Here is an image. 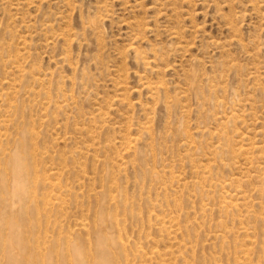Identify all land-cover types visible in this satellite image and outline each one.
I'll use <instances>...</instances> for the list:
<instances>
[{
	"label": "rangeland",
	"instance_id": "374dc122",
	"mask_svg": "<svg viewBox=\"0 0 264 264\" xmlns=\"http://www.w3.org/2000/svg\"><path fill=\"white\" fill-rule=\"evenodd\" d=\"M101 234L114 264H264V0H0V264Z\"/></svg>",
	"mask_w": 264,
	"mask_h": 264
},
{
	"label": "bare ground",
	"instance_id": "6f19581e",
	"mask_svg": "<svg viewBox=\"0 0 264 264\" xmlns=\"http://www.w3.org/2000/svg\"><path fill=\"white\" fill-rule=\"evenodd\" d=\"M238 196H241V195H238ZM243 197H244V195H243ZM241 200H244V199H241ZM103 234H105V233H103ZM109 240H110V234H107V235H102L101 234L99 236V239H98V242H97V246H96V249H95V251L98 253V258L99 259H96V261H79L78 260L79 262L78 263H74V264H114L113 261H109V257H108L109 256V253H108V249L109 248L107 249V244H108ZM17 243H18V241H17ZM108 246H109V244H108ZM243 255H244V253H243ZM9 257H10V259H12L11 258L12 256H11L10 253H9ZM117 263H118V261H117ZM43 264H46V262L44 261ZM47 264H50V263H47ZM59 264H70V263L64 261L62 263L60 262Z\"/></svg>",
	"mask_w": 264,
	"mask_h": 264
}]
</instances>
